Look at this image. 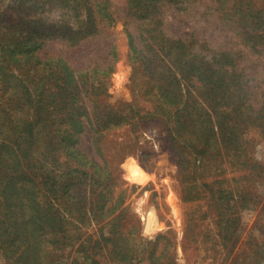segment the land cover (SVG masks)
Wrapping results in <instances>:
<instances>
[{"label":"rangeland","instance_id":"1","mask_svg":"<svg viewBox=\"0 0 264 264\" xmlns=\"http://www.w3.org/2000/svg\"><path fill=\"white\" fill-rule=\"evenodd\" d=\"M131 1L111 0L117 20L105 34L77 46L40 40L31 55L32 19L75 27L76 16L58 0H0V264H264V0H164L153 36ZM151 37L158 49L182 40L184 88L212 102L216 124L249 127L245 155L258 168L243 156L206 165L172 132L176 114L115 128L99 144L85 121L78 135L59 122V85L76 69L101 68L91 73L104 79L100 101L153 110L140 68Z\"/></svg>","mask_w":264,"mask_h":264},{"label":"trees","instance_id":"2","mask_svg":"<svg viewBox=\"0 0 264 264\" xmlns=\"http://www.w3.org/2000/svg\"><path fill=\"white\" fill-rule=\"evenodd\" d=\"M58 3V8L64 15L73 13V15L76 16L77 25L75 27H68L65 22L62 21V24L56 28V24L41 25L38 23V20L32 19L30 23H28L26 30L30 33L31 55L35 53L36 45L40 40L47 41L55 37L56 39L67 40L72 46H77L87 38L105 34L106 27H110L117 20L112 9L113 5L111 0H58ZM163 7L164 0H132L129 5L130 13L133 14V16H137V19L144 21L142 26L148 36H153L152 32L156 30V25L159 22L158 16ZM29 11L32 12L33 10ZM151 38L153 43H151L149 47L148 55L142 57L140 68L144 71L146 77L151 80L147 83V86L151 96L148 99H150L152 103L153 110L140 116V114H142L141 110H135V107L131 105L117 109L107 101H100L101 96L106 94L104 79H99L96 83L91 73H98L101 68L97 67L93 70L76 69L75 75L82 73L77 80L74 77L73 81L67 83V80L64 79V83L62 82V84L59 85L60 93H62V101L60 102V106L62 107L58 110L59 114L62 112V117L57 115L59 122L63 125H70L75 134L78 135L80 125H83L85 121L93 132L95 143L99 144L103 141L106 134L115 128L132 125L134 130H137L141 126L142 120L146 117L176 114V123L178 122L180 125H178L175 130H172V132H174L176 138L183 142L184 147L197 152V154L201 156L200 159L204 160L206 165L213 163L215 158L224 161V157H231L228 161L235 166L238 164L237 161L239 158L243 156L241 158V165L244 166L246 170L249 169L250 165L257 167V162L250 163L251 158L247 157L249 152L247 144L249 127L239 132V130L235 128L230 127V129H227L223 128V125L219 123L216 124L215 118L217 119L218 113L217 109L212 106V102L205 97L202 98L203 95L201 92H199L198 98L191 93L190 88H184L185 83H182L178 76L184 79L186 83L189 82V84H191L190 80L192 77H189L190 73H187L183 67V64L186 62L184 55L187 51L186 49L182 51V40L178 39L169 47L158 49L156 45L160 46V43L154 41L155 37ZM178 49L182 52H178ZM112 52L115 58L116 55L114 50ZM136 54L137 53L134 52L132 60L137 68L138 61L134 59L137 57ZM183 61L184 63H182ZM185 65L188 69V65ZM192 72L198 75V79L200 80L201 73L199 72H201V70L192 69ZM84 78L86 79L84 80ZM155 90H157L158 93L153 97V92ZM185 90H188V93H190V95H188L189 100H187L186 103ZM200 99L205 103H209V112H206L202 103L199 102ZM43 109L45 110L46 108ZM231 114H228L226 118L232 120L234 116L232 115V117ZM202 116H206L207 120L204 121ZM42 119L43 114H40L37 122ZM237 134L240 135L238 136ZM179 162L180 165L183 166V161L179 160ZM250 169L255 170L251 167ZM182 170L185 173L187 167H183ZM249 176V172L246 171L240 179L248 183ZM137 179L141 181L143 178L138 176ZM251 191L250 187L244 188L245 196L249 197ZM218 192L217 204L224 199L223 195L225 189H220ZM243 199L246 200L245 198H242V200ZM97 206L98 211H100L102 206ZM242 208L243 207H241V209ZM238 210L237 214L240 213ZM220 212L219 214H223L224 209H220ZM220 216L224 218L223 215ZM231 220L233 219L231 218ZM169 264H177L175 257Z\"/></svg>","mask_w":264,"mask_h":264}]
</instances>
